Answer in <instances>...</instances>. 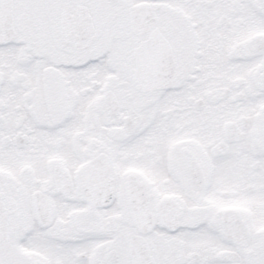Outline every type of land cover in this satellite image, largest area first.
<instances>
[{"label":"snow or ice","instance_id":"snow-or-ice-1","mask_svg":"<svg viewBox=\"0 0 264 264\" xmlns=\"http://www.w3.org/2000/svg\"><path fill=\"white\" fill-rule=\"evenodd\" d=\"M0 264H264V0H0Z\"/></svg>","mask_w":264,"mask_h":264}]
</instances>
